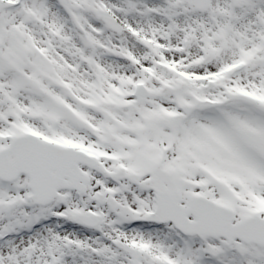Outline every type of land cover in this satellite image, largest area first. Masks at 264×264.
I'll list each match as a JSON object with an SVG mask.
<instances>
[{
    "label": "snow or ice",
    "instance_id": "snow-or-ice-1",
    "mask_svg": "<svg viewBox=\"0 0 264 264\" xmlns=\"http://www.w3.org/2000/svg\"><path fill=\"white\" fill-rule=\"evenodd\" d=\"M0 264H264V0H0Z\"/></svg>",
    "mask_w": 264,
    "mask_h": 264
}]
</instances>
